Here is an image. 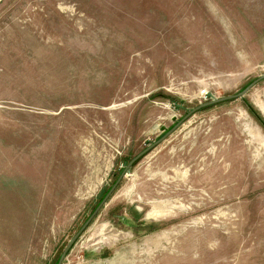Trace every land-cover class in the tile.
Segmentation results:
<instances>
[{
    "label": "rangeland",
    "instance_id": "obj_1",
    "mask_svg": "<svg viewBox=\"0 0 264 264\" xmlns=\"http://www.w3.org/2000/svg\"><path fill=\"white\" fill-rule=\"evenodd\" d=\"M261 75L264 0H0V264H57L147 149L62 264H264V80L183 120Z\"/></svg>",
    "mask_w": 264,
    "mask_h": 264
},
{
    "label": "water",
    "instance_id": "obj_2",
    "mask_svg": "<svg viewBox=\"0 0 264 264\" xmlns=\"http://www.w3.org/2000/svg\"><path fill=\"white\" fill-rule=\"evenodd\" d=\"M262 80H264V75L259 76L258 78H256L255 80H253L252 82H250L243 90H241L239 93L234 94V95H230V96H226V97H222L219 99H212L210 102H206L204 104L199 105L198 107L190 110L188 112V114L183 118V120L187 119L190 115H192L193 113L208 108L210 106L219 104V103H223L226 101H230V100H235V99H239L241 97H243L251 88H253L256 84H258L259 82H261ZM206 98H212L211 94H207ZM182 120V121H183ZM176 127V126H175ZM174 127V128H175ZM174 128H172L171 130H169L165 137L170 133V131H172ZM165 129L162 128V131H164ZM162 139H160L159 141H157L155 144H158ZM155 144H153L151 147H153ZM149 149L143 151L142 153H140L138 156H136L133 160H131L128 164H125V168L124 170L121 172V174L118 176V178L116 179V181L114 182V184L109 188V190L106 192V194L103 196V198L101 199V201L98 203V205L95 207V209L93 210V212L90 214V216L86 219V221L83 223V225L79 228V230L77 231V233L73 236V238L68 242L67 246L65 247L64 251L62 252L57 264H62V261L64 260V258L66 257V254L68 253V251L71 249V247L73 246V244L76 242V240L79 238V236L85 231V229L89 226V224L92 222V220L96 217V215L98 214V212L102 209V207L106 204V202L109 200L110 196L113 194V192L115 191V189L117 188V186L119 185V183L121 182V180L124 178V176L126 174L129 173L131 166L138 160L140 159Z\"/></svg>",
    "mask_w": 264,
    "mask_h": 264
},
{
    "label": "trees",
    "instance_id": "obj_3",
    "mask_svg": "<svg viewBox=\"0 0 264 264\" xmlns=\"http://www.w3.org/2000/svg\"><path fill=\"white\" fill-rule=\"evenodd\" d=\"M106 194V193H105Z\"/></svg>",
    "mask_w": 264,
    "mask_h": 264
}]
</instances>
